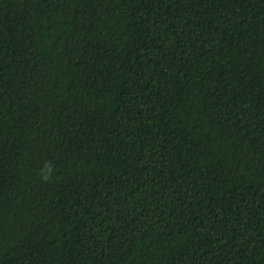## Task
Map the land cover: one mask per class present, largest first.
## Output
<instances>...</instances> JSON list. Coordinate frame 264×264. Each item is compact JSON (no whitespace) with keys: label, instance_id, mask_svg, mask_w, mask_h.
Wrapping results in <instances>:
<instances>
[{"label":"trees","instance_id":"obj_1","mask_svg":"<svg viewBox=\"0 0 264 264\" xmlns=\"http://www.w3.org/2000/svg\"><path fill=\"white\" fill-rule=\"evenodd\" d=\"M0 264H264V0H0Z\"/></svg>","mask_w":264,"mask_h":264},{"label":"clouds","instance_id":"obj_2","mask_svg":"<svg viewBox=\"0 0 264 264\" xmlns=\"http://www.w3.org/2000/svg\"><path fill=\"white\" fill-rule=\"evenodd\" d=\"M51 172H52L51 164L46 163L44 169L41 170L43 180L48 181L50 179Z\"/></svg>","mask_w":264,"mask_h":264}]
</instances>
